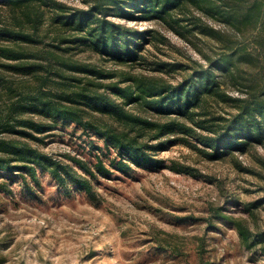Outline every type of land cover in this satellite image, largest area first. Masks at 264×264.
<instances>
[{
    "label": "rangeland",
    "instance_id": "obj_1",
    "mask_svg": "<svg viewBox=\"0 0 264 264\" xmlns=\"http://www.w3.org/2000/svg\"><path fill=\"white\" fill-rule=\"evenodd\" d=\"M59 1L72 8L87 7L82 0ZM239 1L237 15L253 3ZM260 7L251 12L252 17L264 16V0ZM182 9L171 10L173 17H166V22L152 13L129 20L107 14V19L137 30L133 42L138 55L133 59L113 60L80 43H70L63 54L104 71L175 83L197 68L209 67L223 51L243 46L248 52L254 50L252 28L240 32L216 12L189 4ZM263 59L260 55L251 62L236 60L244 69L242 76L234 82L227 79L221 87L237 97L249 83L261 84ZM161 63L181 64V68L154 69ZM211 101L218 114L234 112L228 103ZM39 135L43 140H31L32 146L70 164L71 170L88 178L90 190L70 181L60 185L47 170L36 169L37 180L27 176V184L16 171L0 175V264H264L259 244L247 247L232 223L242 218L253 230L264 228V202L252 214L244 210L246 202L264 196L263 144L208 158L192 146L152 141L153 157L162 161L161 166H133L128 173L108 167V175L92 177L71 158L95 161L99 150L91 144L103 146V141L92 131L58 121ZM189 141L202 146L193 138ZM110 153L114 155L112 149ZM100 156L108 162L104 153ZM174 163L188 171L169 169ZM219 208L227 219L216 215Z\"/></svg>",
    "mask_w": 264,
    "mask_h": 264
},
{
    "label": "trees",
    "instance_id": "obj_2",
    "mask_svg": "<svg viewBox=\"0 0 264 264\" xmlns=\"http://www.w3.org/2000/svg\"><path fill=\"white\" fill-rule=\"evenodd\" d=\"M235 1L82 0L86 8H72L59 0H0V175L10 176L16 171L27 184V176L37 180L36 169L47 170L60 185L70 181L90 190L88 178L30 142L42 141L39 134H45L58 121L74 122L103 141V146L91 144L99 150L94 162L71 157L85 175L92 177L108 175V167L128 173L133 166H161L162 161L153 157L152 141L192 146L208 158L232 150L247 152L252 143L264 145V80L249 83L244 94L237 97L221 87L227 79L234 82L242 76L244 69L236 60L264 58V16H251L253 10L262 9L263 0H253L239 15L235 7L242 2ZM186 4L206 13L216 12L240 32L252 28L253 54L244 46L223 51L208 63L209 67L197 68L175 83L104 71L70 61L63 54L70 43H80L113 60L133 59L138 55L133 42L137 30L107 19V14L129 20L138 15L148 18L152 13V17L166 22L171 10ZM251 21L252 27H248ZM46 38L50 40L45 42ZM165 65L181 68V64L161 63L154 69L164 70ZM213 99L228 103L234 112H227V116L216 113L211 109ZM46 118L51 124L45 123ZM100 153L108 157L107 163ZM168 167L188 171L175 163ZM262 202L264 196L248 201L244 210L252 214ZM216 212L227 219L220 208ZM232 223L245 245L258 243L264 255V228L253 230L242 218H234Z\"/></svg>",
    "mask_w": 264,
    "mask_h": 264
}]
</instances>
